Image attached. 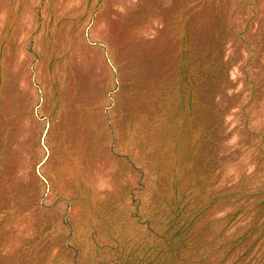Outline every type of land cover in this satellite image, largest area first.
<instances>
[{
  "label": "rangeland",
  "instance_id": "374dc122",
  "mask_svg": "<svg viewBox=\"0 0 264 264\" xmlns=\"http://www.w3.org/2000/svg\"><path fill=\"white\" fill-rule=\"evenodd\" d=\"M0 264H264V0H0Z\"/></svg>",
  "mask_w": 264,
  "mask_h": 264
}]
</instances>
